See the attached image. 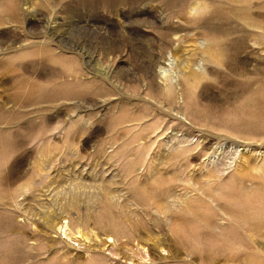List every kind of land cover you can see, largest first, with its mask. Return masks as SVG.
Masks as SVG:
<instances>
[{
	"label": "rangeland",
	"instance_id": "rangeland-1",
	"mask_svg": "<svg viewBox=\"0 0 264 264\" xmlns=\"http://www.w3.org/2000/svg\"><path fill=\"white\" fill-rule=\"evenodd\" d=\"M0 264H264V0H0Z\"/></svg>",
	"mask_w": 264,
	"mask_h": 264
},
{
	"label": "bare ground",
	"instance_id": "bare-ground-1",
	"mask_svg": "<svg viewBox=\"0 0 264 264\" xmlns=\"http://www.w3.org/2000/svg\"><path fill=\"white\" fill-rule=\"evenodd\" d=\"M12 2H13V4H14V8H15V6H16V4H17V2H18V0H12ZM164 5V4H163ZM199 7H202V6H198V8ZM197 7L195 6L194 7V9H196ZM127 9V8H126ZM14 10V9H13ZM197 11V10H196ZM199 11V10H198ZM197 11V12H198ZM127 12V11H126ZM243 12V11H242ZM11 16H13V17H16L17 16V14L14 12V11H12V13H11ZM240 17H241V15H239ZM13 17H11V18H13ZM216 17H218V16H216ZM222 17V16H221ZM17 18V17H16ZM220 18V17H219ZM248 23V22H247ZM220 44V43H219ZM218 45V44H217ZM222 47V46H221ZM120 52V51H119ZM220 57V56H219ZM217 59H219V58H217ZM197 76V75H196ZM198 77V76H197ZM191 78H193V76H190L189 77V79H191ZM188 81V80H187ZM28 82V81H27ZM190 82V81H189ZM29 83V82H28ZM172 90L170 89V90H168V94L169 95H171L172 94ZM174 93V92H173ZM211 163V162H210ZM227 163V162H226ZM231 164V163H230ZM222 165H225V164H222ZM220 167V166H219ZM205 168V167H204ZM42 169V168H41ZM199 170V169H198ZM208 170V169H207ZM219 170H224V169H219ZM218 170V171H219ZM197 171V170H196ZM42 171H40V173H41ZM206 172V171H205ZM207 173H208V171H207ZM208 177H210V176H208ZM221 177V176H220ZM219 177V178H220ZM206 178V177H205ZM214 180V179H213ZM222 180V179H221ZM203 182V181H202ZM216 182V181H215ZM226 182V181H225ZM231 182V181H230ZM198 183V182H197ZM217 183V182H216ZM229 183V182H228ZM240 183V182H239ZM238 183V184H239ZM189 184H190V182H189ZM203 183H201V185H202ZM212 184V183H211ZM215 184V183H214ZM241 184V183H240ZM251 184V183H250ZM192 185H193V183H192ZM210 185V184H209ZM222 185V184H221ZM232 185V184H231ZM195 186V185H194ZM207 186V185H206ZM213 186V185H212ZM220 186V185H219ZM224 186V185H223ZM226 187V186H225ZM237 187V186H236ZM29 187L28 186H23V189H28ZM205 188V187H204ZM212 189H213V187H211ZM223 188V187H222ZM199 189V188H198ZM249 189V188H248ZM186 190H188V189H186ZM215 190H217V189H215ZM214 190V191H215ZM220 190V189H219ZM229 190V189H228ZM227 190V191H228ZM212 191V190H211ZM226 191V190H225ZM249 191V190H248ZM217 193H219V191H216ZM59 193V192H58ZM195 193H196V191H195ZM210 194V193H209ZM221 194V193H220ZM223 194V193H222ZM21 195V194H20ZM197 195V194H196ZM55 196V195H54ZM205 196V195H204ZM56 197V196H55ZM72 198V197H71ZM177 198H179V197H177ZM181 198V197H180ZM52 199V198H51ZM68 199H70V198H68ZM187 199V198H186ZM231 199H233V198H231ZM238 199H240V198H238ZM58 200V198L56 199V201ZM177 200V199H176ZM216 200V199H215ZM39 201V200H38ZM65 201H66V199H65ZM68 201V200H67ZM71 201V199L69 200V202ZM186 201V200H185ZM184 201V202H185ZM219 201H221V200H219ZM19 202V201H18ZM22 202V201H21ZM41 202H42V200H41ZM53 202V201H52ZM223 202V201H222ZM17 203V202H16ZM65 203V202H64ZM216 203V202H215ZM19 204V203H18ZM21 204V203H20ZM19 204V205H20ZM186 204V203H185ZM214 204V203H213ZM216 204H219V203H216ZM225 204V203H224ZM62 205H64V204H62ZM176 205V204H175ZM220 205H221V202H220ZM223 205V204H222ZM224 206V205H223ZM222 206V207H223ZM178 207V206H177ZM216 207H217V205H216ZM219 207V206H218ZM220 209H221V206H220ZM224 209H222V211H223ZM232 211V210H231ZM233 211H234V209H233ZM227 212V211H226ZM217 213V212H216ZM218 215V214H217ZM241 215V214H240ZM226 216H228V215H226ZM218 217V216H217ZM222 217V216H221ZM168 218V217H167ZM218 218H220V217H218ZM169 219V218H168ZM67 220V219H66ZM220 220V219H219ZM169 221V220H168ZM215 221V220H214ZM218 221V220H217ZM230 222V221H229ZM215 223V222H214ZM213 223V224H214ZM74 224V220H72V221H64V222H62L61 223V225L59 226L60 228H66V229H70V226H72ZM57 225V224H56ZM168 225V224H167ZM170 225V224H169ZM78 227V226H77ZM217 227V226H216ZM219 228V227H218ZM221 228V227H220ZM79 229V228H78ZM77 230V229H76ZM66 231V230H65ZM79 232V230H77L76 231V233H78ZM218 232V231H217ZM207 236V235H206ZM234 236V235H233ZM115 238V237H114ZM207 238V237H206ZM209 238V237H208ZM113 241H114V239H113ZM202 258H204V257H202Z\"/></svg>",
	"mask_w": 264,
	"mask_h": 264
}]
</instances>
